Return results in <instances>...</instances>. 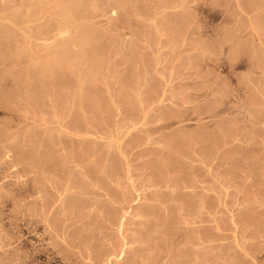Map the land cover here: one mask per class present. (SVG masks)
I'll use <instances>...</instances> for the list:
<instances>
[{
	"label": "rangeland",
	"instance_id": "1",
	"mask_svg": "<svg viewBox=\"0 0 264 264\" xmlns=\"http://www.w3.org/2000/svg\"><path fill=\"white\" fill-rule=\"evenodd\" d=\"M119 1L0 0V264H264V0Z\"/></svg>",
	"mask_w": 264,
	"mask_h": 264
},
{
	"label": "bare ground",
	"instance_id": "2",
	"mask_svg": "<svg viewBox=\"0 0 264 264\" xmlns=\"http://www.w3.org/2000/svg\"><path fill=\"white\" fill-rule=\"evenodd\" d=\"M27 1H28V0H27ZM44 1H45V0H44ZM50 1H51V0H50ZM127 1H128V0H127ZM135 1H136V0H135ZM158 1H159V0H158ZM158 1H157V2H158ZM167 1H168V0H167ZM23 2H24V1H23ZM35 2H38V1H35ZM48 2H49V1H48ZM116 2H117V0H116ZM120 2H121V0L119 1V3H120ZM125 2H126V1H125ZM132 2H133V1H132ZM151 2H152V1H151ZM30 3H31V2H30ZM122 3H123V1H122ZM158 3H159V2H158ZM160 3H161V2H160ZM170 3H171V2H170ZM33 4H34V3H33ZM39 4H40V3H39ZM41 4H42V3H41ZM151 4H152V3H151ZM23 5H25V4H23ZM44 5H45V4H44ZM48 5H49V4H48ZM73 5H74V4H73ZM98 5H99V3H97V7H98ZM169 5H170V4H169ZM34 6H35V4H34ZM45 6H46V5H45ZM53 6H54V5H53ZM76 6H77V5H76ZM95 6H96V4H95ZM99 6H100V5H99ZM119 6H120V5H119ZM122 6H123V5H122ZM7 7H8V6H7ZM20 7H21V6H20ZM25 7H26V6H25ZM32 7H33V6H32ZM35 7H36V6H35ZM49 7H50V6H49ZM56 7H57V6H56ZM79 7H80V6H79ZM79 7H78V8H79ZM133 7H134V6H133ZM54 8H55V7H54ZM82 8H83V7H82ZM93 8H94V7H93ZM174 8H175V7H174ZM27 9H28V8H27ZM32 9H34V7H33ZM36 9H37V8H36ZM58 9H59V8H58ZM188 9H189V8H188ZM28 10H29V9H28ZM34 10H35V9H34ZM34 10H33V12H34ZM38 10H39V9H38ZM137 10H138V9H137ZM71 11H72V10H71ZM71 11L69 10L68 13H70ZM27 12L29 13V11H27ZM76 12H77V11H76ZM80 12H81V11H80ZM80 12H79V13H80ZM84 12H85V11H84ZM182 12H183V11H182ZM28 13H27V14H28ZM34 13H35V12H34ZM49 13H51V12H49ZM63 13H64V12H63ZM74 13H75V12H74ZM79 13H78V14H79ZM43 14H45V13H43ZM64 14H65V13H64ZM66 14H67V13H66ZM66 14H65V15H66ZM75 14H76V13H75ZM156 14H157V13H156ZM30 15L32 16L31 12H30ZM30 15H27V16L30 17ZM35 15H36V14H35ZM55 15H56V14H55ZM67 15H68V14H67ZM33 16H34V15H33ZM85 16H86V15H85ZM181 16H182V15H181ZM23 17H24V16H23ZM50 17H51V16H50ZM60 17H61V16H60ZM67 17H68V16H67ZM72 18H73V17H72ZM57 19H59V18H57ZM64 19H66V18H64ZM69 19H70V18H69ZM74 19H75V18H74ZM76 19H78V18H76ZM76 19H75V20H76ZM45 20H46V19H45ZM54 20H55V18H54ZM174 20H175V19H174ZM181 20H182V19H181ZM31 21H32V20H31ZM31 21H30V22H31ZM47 21H50V20H47ZM57 21H58V20H57ZM51 22H52V21H51ZM54 22H55V21H54ZM59 22H60V20H59ZM72 22H73V21H72ZM26 23H27V22H26ZM46 23H47V22H46ZM69 23H70V21H69ZM107 23H108V22H107ZM15 25H16V23H15ZM46 25H48V24H46ZM71 25H72V24H71ZM52 26H53V25H52ZM54 26H55V25H54ZM54 26H53V27H54ZM64 26H65V25H64ZM76 26H77V25H76ZM42 27H43V26H42ZM42 27H41V28H42ZM47 27H48V26H47ZM50 27H51V25H50ZM44 28H45V26H44ZM64 28H65V27H64ZM69 28H70V26H69ZM69 28H68V29H69ZM72 28H73V27H72ZM79 28H80V27H79ZM85 28H86V27H85ZM36 29H37V28H36ZM48 29H49V28H48ZM48 29H47V30H48ZM53 29H54V28H53ZM55 29H56V30H55ZM55 29H54V31H57V27H55ZM58 29H59V28H58ZM61 29H63V28H60V30H61ZM74 29L76 30V28H73V30H74ZM60 30H58L57 32H51L52 30L47 32V36H45V37H46L45 40H46V41H49V40L51 41V40H52V42H50L49 44L46 42V43L49 45V48H51L50 44H51V45H55V44H57V43H60V44L62 43V45H63L64 41L67 42V40H65V39H64V41L62 42V38H64V36H63V33H61V32L59 33ZM84 30H85V29H84ZM92 30H93V29H92ZM29 31H30V30H29ZM44 31L46 32L45 29H44ZM68 31H70V29H69ZM85 31H86V30H85ZM93 31H94V30H93ZM45 32H44V33H45ZM62 32H64V31H62ZM80 32H81V31H80ZM176 32H177V31H176ZM71 33H72V32H71ZM64 34H65V32H64ZM78 34H79V33H78ZM86 34H87V33H86ZM185 34H186V33H185ZM40 36H41V34H40ZM71 36H73V34H71ZM75 36H76V34H75ZM80 36H81V34H80ZM80 36H79V37H80ZM90 36H92V34H90ZM93 36H94V34H93ZM173 36H174V34H173ZM176 36H177V34H176ZM176 36H175V37H176ZM65 37H68V36H65ZM73 37H74V36H73ZM76 37H77V36H76ZM76 37H74V38H76ZM86 38H87V36H86ZM68 39H70V38L68 37ZM76 39H78V38H76ZM76 39H75V40H76ZM84 39H85V38H83V40H84ZM69 41H70V40H69ZM81 41H82V40H81ZM85 41H86V40H84V42H85ZM38 42H39V41H38ZM38 42H37V43H38ZM66 42H65V43H66ZM75 42H76V41H75ZM68 43H69V42H67V44H68ZM77 43H78V41H77ZM77 43H76V44H77ZM85 43H86V42H85ZM90 43H91V42H90ZM44 44H45V43H44ZM44 44H43V45H44ZM47 44H45V47L48 46ZM69 44H70V43H69ZM78 44H79V43H78ZM83 44H84V43H83ZM38 45H39V44H38ZM38 45H36V46L38 47ZM62 45H61V46H62ZM65 45H66V44H65ZM75 46H77V45H75ZM84 46H85V45H84ZM47 48H48V47H47ZM56 48H57V47H56ZM93 48H94V47H93ZM30 49H31V48H30ZM43 49H44V48H43ZM43 49H42V50H43ZM51 49H53V47H52ZM65 49H67V48H65ZM86 49H87V48H86ZM96 49H97V47H96ZM63 50H64V49H63ZM63 50H61V51H63ZM67 50H68V49H67ZM69 50H70V49H69ZM71 50H72V49H71ZM28 51H29V50H28ZM45 51H47V49H46ZM45 51H43V53H44ZM89 51H90V49H89ZM91 51H92V50H91ZM29 52H31V51H29ZM32 52H33V51H32ZM67 52H68V51H67ZM72 52H73V51H72ZM33 53H34V52H33ZM52 53H53V52H52ZM73 53H74V52H73ZM79 53H80V52H79ZM97 53H98V52H97ZM37 54H38V52H37ZM76 54H78V53H76ZM84 54H85V53H84ZM92 54H94V52H93ZM16 55H18V54H16ZM33 55H34V54H33ZM57 55H58V54H57ZM71 55H72V54H71ZM86 55H87V54H86ZM97 55H98V54H97ZM21 56H22V55H21ZM28 56H29V55H28ZM39 56H40V55H39ZM59 56H60V55H59ZM64 56H65V55H64ZM76 56H77V55H76ZM76 56H75V57H76ZM82 56H83V55H82ZM89 56H90V55H89ZM91 56H92V55H91ZM41 57H42V56H40V58H41ZM44 57H45V56H44ZM62 57H63V56H62ZM62 57H61V58H62ZM75 57H74V54H73V58H75ZM79 57H80V56H79ZM93 57H94V56H93ZM16 58H17V57H16ZM18 58H19V57H18ZM20 58H21V57H20ZM40 58H38V59H36V60H38V62H39V61H42V62H43L44 60H42V58H41V59H40ZM46 58H47V57H45V59H46ZM57 58H58V56H57ZM61 58L59 57L58 59H61ZM63 58H64V57H63ZM64 59H65V61H66V57H65ZM88 59H89V58H88ZM90 59H91V58H90ZM30 60H31V59H30ZM48 60H49V59H48ZM62 60H63V59H62ZM67 60H69V59H67ZM70 60H71V59H70ZM74 60H76V59H74ZM81 60H82V59H81ZM72 61H73V59H72ZM72 61H71V62H72ZM96 61H97V60H96ZM44 62H45V61H44ZM44 62H43V66H44ZM56 62H57V61H56ZM66 62H67V61H66ZM30 63H31V62H30ZM45 63H46V62H45ZM63 63H64V62H63ZM74 63H77V62H74ZM74 63H73V64H74ZM93 63H94V62H93ZM40 64H41V62H40ZM57 64H59V62H58ZM57 64H55V65H57ZM68 64H69V61H68ZM71 64H72V63H71ZM94 64H95V63H94ZM81 65H82V64H81ZM99 65H100V63H99ZM58 66H59V65H58ZM67 67H69V66H67ZM73 67H74V66H73ZM57 68H58V69H57V70H58L57 72H60V73H58L57 79L55 78V79H56L55 83L58 82V81H60L61 78H63L64 75L66 74V72L62 71V70H63V67H62V70H60L61 67H60V68L57 67ZM71 68H72V67H71ZM71 68H70V69H71ZM39 69H41V68H39ZM49 70H50V69H49V65H48V66L45 65V68H44L43 70H40V71H36V70H35V71H28V72L25 74L26 76L24 75L25 78L23 79V81H24V83H25L26 85L29 86L30 89H32L31 92L33 91V92H32V94H34L33 96L36 97V96H38V95H39V96H40V95H45V93H48V94H49V92H50V93H51V94H50V98H51V101H50V102L53 101V102H52V103H53V105H52L53 107H52V108H59V107L63 108L64 106H65V107H70V105H72V106L75 105L76 103H75L74 101H73V102H69V101H68L69 99L67 100L68 97H67L66 94H65L66 92H65V93L63 92V90H64L65 88H64L63 90H61V88H62V87H61V88L59 89L60 91H59V90L57 91V89H56V91H52L53 89L50 91V88L53 86L52 84L54 83V81L51 82L52 79H50V80H49L50 82H49L47 85L44 83L43 80H44L45 77H47L46 74H48V73H46V72L49 71ZM68 70H69V69H68ZM80 70H81V69H80ZM70 71H71V70H70ZM74 71H75V70H74ZM77 71H78V70H77ZM52 73H53V72H52ZM67 73H68V72H67ZM77 73H79V72H77ZM16 74H17V73H16ZM71 74H72V72H71ZM80 74H81V73H80ZM44 75H45V77H44ZM49 75L51 76L50 73H49ZM49 75H48V77H50ZM53 75H54V73H53ZM67 75H68V74H67ZM67 75H66V76H67ZM69 75H70V74H69ZM78 75H79V74H78ZM24 76H23V77H24ZM73 76H74V75H73ZM80 76H81V75H80ZM80 76H79V77H80ZM42 77H43V78H42ZM75 78H76V77H75ZM80 78H82V77H80ZM55 79H54V80H55ZM78 79H79V78H78ZM66 80L68 81V79H66ZM70 80H71V79H70ZM72 80H73V78H72ZM75 81H76V80H75ZM78 81H80V80H78ZM83 81H84V80H83ZM83 81H82V82H83ZM68 83H69V81H68ZM78 83H79L78 86H79V88H80V87H81V86H80V83H81V82H78ZM70 84H71V83H70ZM72 84H73V82H72ZM75 84H76V82H74V85H75ZM82 84H83V83H82ZM54 86H55V84H54ZM71 86H72V85H71ZM71 86H69V87H71ZM75 86H76V85H75ZM78 86H77V87H78ZM72 88H73V87H72ZM74 88H75V87H74ZM79 88H77V89L79 90ZM81 88H82V87H81ZM122 88H123V87H122ZM126 88H127V87H126ZM77 89H76V90H77ZM85 89H86V88H85ZM85 89H84V90H85ZM87 89H88V88H87ZM82 90H83V88H82ZM91 90H92V89H91ZM93 90H94V89H93ZM70 91L72 92V90H70ZM74 91H75V90H74ZM80 91H81V89H80ZM80 91H79V92H80ZM85 91H86V93H85ZM85 91H84V92H81V94L83 93V94H86V95H87V94H88V93H87V90H85ZM94 91H95V90H94ZM92 92H93V91H92ZM16 93H17V92H16ZM90 93H91V92H90ZM30 94H31V93H30ZM32 94H31V95H32ZM71 94H72V93H71ZM73 94H74V93H73ZM76 94H78V93L76 92ZM79 94H80V93H79ZM28 95H29V94H28ZM28 95H27V96H28ZM67 95H68V94H67ZM74 95H75V94H74ZM72 96H73V95H72ZM76 96H77V95H76ZM81 96H82V95H81ZM92 96H93V95H92ZM92 96H91L90 94H88V97H89V98H87L88 101H92L93 99L95 100V98H94L95 96H94V97H92ZM31 97H32V96H31ZM34 97H33V98H34ZM40 97H41V96H40ZM47 97H48V96H47ZM69 97H70V95H69ZM48 98H49V97H48ZM50 98H49V99H50ZM78 98H79V97H78ZM96 98H97V94H96ZM35 99H36V98H35ZM41 99H42V98H41ZM91 99H92V100H91ZM28 100H29V99H28ZM71 100H72V99H71ZM81 100H82V99H81ZM81 100H79V102H80ZM96 100H98V99H96ZM6 101H11V96H10V94H7ZM12 101H13V100H12ZM75 101H76V100H75ZM84 101H85V100H84ZM86 101H87V100H86ZM79 102H78V104H79ZM7 103H8V102H7ZM32 103H33V104H32L33 107H35L37 110H38V109L40 110V109L42 108V106H41L42 104H40V102H36V100H35V103H36V104H34V102H32ZM38 103H39V104H38ZM81 103H82V102H81ZM142 103H143V102H142ZM8 104H9V103H8ZM27 104H28V103H27ZM78 104H77L76 106H78ZM86 104H87V103H86ZM95 104H96V103H95ZM95 104H94V103H91L90 106H89V105H88V106L91 107L92 110L94 111ZM15 105H16V104H15ZM68 105H69V106H68ZM80 105H81V104H80ZM80 105H79V106H80ZM6 106H7V105H6ZM49 106H51V105L49 104ZM58 106H59V107H58ZM79 106H78V107H79ZM83 106H84V105H83ZM96 106H97V105H96ZM97 107H98V106H97ZM80 108L82 109V106H80ZM80 108H79V109H80ZM31 109H32V108H31ZM33 109H34V108H33ZM65 109H66V108H65ZM67 109H68V108H67ZM69 109H70V108H69ZM76 109H78V108H76ZM81 109H80V110H81ZM53 110H56V109H53ZM85 110H86V109H85ZM90 110H91V109H90ZM28 111H29V110H28ZM41 111H42V110H41ZM71 111H72V110H71ZM76 111H77V110H76ZM97 111H98V110H97ZM59 112H61V111H59ZM67 112H68V111H67ZM79 112H80V111H79ZM73 113H74V112H73ZM75 113H76V112H75ZM91 113H92V111H91ZM41 114H42V113H41ZM81 114H82V113H81ZM34 115H35V114H34ZM68 115H69V114H68ZM79 115H80V114H79ZM83 115H86V114H83ZM83 115H82V116H83ZM94 115H95V114H94ZM92 116H93V115H92ZM34 117H35V116H34ZM135 117H136V116H135ZM66 118H67V117H66ZM93 118H94V117H93ZM163 118H164V117H163ZM34 119H35V118H34ZM84 120H85V119H84ZM155 120H156V119H155ZM155 120H154V121H155ZM79 121H81V120H79V117H78V116H75L74 119H73V121H72V125H73V123H74V124H75V123L78 124ZM86 121H87V120H86ZM86 121H83V122L85 123ZM92 121H93V120H92ZM89 122H90V121H89ZM89 122H88V123H89ZM80 123H81V122H80ZM83 125H84V124H83ZM77 126H78V125H77ZM86 126H87V125H86ZM124 126H125V125H124ZM71 127H72V126H71ZM94 127H95V126H94ZM50 131H51V130H50ZM225 132H226V131H225ZM74 133L76 134V132H74ZM77 133H78V132H77ZM79 133H80V132H79ZM29 134H30V133H29ZM33 134H34V133H33ZM75 134H74V136H75ZM34 135H35V134H34ZM134 136H135V135H134ZM51 137H53V136H51ZM61 137H62V136H61ZM53 138H55V137H53ZM72 138H74V137H72ZM55 139H56V138H55ZM190 139H191V138H190ZM71 140H72V139H71ZM76 140H77V139H76ZM137 140H138V139H137ZM137 140H136V141H137ZM78 141H79V140H78ZM46 142H47V141H46ZM72 142H73V141H72ZM75 142H76V141H75ZM93 142H94V141H93ZM184 142H185V141H184ZM187 142H188V141H186V143H187ZM48 144H49V143H48ZM120 144H121V143H120ZM174 144H175V143H174ZM190 144H191V142H190ZM192 144H193V143H192ZM45 145H46V144H45ZM49 145H50V144H49ZM181 145H182V144H181ZM178 146H179V144H178ZM187 146H189V145H187ZM48 147H49V146H48ZM69 147H70V146H69ZM72 147H73V146H72ZM182 148H183V147H182ZM18 149H19V148H18ZM36 149H37V148H36ZM38 149H39V148H38ZM166 149H167V148H166ZM71 150H72V149H71ZM42 151H43V150H42ZM50 151H51V150H50ZM164 151H165V150H164ZM33 152H34V150H33ZM52 152H53V151H52ZM65 152H66V150H65ZM160 152H161V151H160ZM34 153H35V152H34ZM78 153H79V152H78ZM170 153H171V152H170ZM22 154H23V153H22ZM25 154L27 155L28 153H25ZM31 154H32V153H31ZM31 154H29V155L32 157ZM37 154H38V153H37ZM40 154H41V153H40ZM47 154H48V153H47ZM58 154H59V153H58ZM65 154H66V153H65ZM82 154H83V153H82ZM153 154H154V153H153ZM168 154H169V152H168ZM29 155H28V156H29ZM63 155H64V154H63ZM63 155H61V156H63ZM72 155H73V154H72ZM77 155H78V154H77ZM166 155H167V154H166ZM37 156H38V155H37ZM73 156H74V155H73ZM82 156H83V155H82ZM82 156H81V157H82ZM142 156H143V155H142ZM25 157H26V159H27V156H25ZM25 157H24V158H25ZM57 157H58V156H57ZM67 157H68V156H67ZM79 157H80V156H79ZM89 157H90V156H89ZM34 158H35V157H34ZM51 158H52V157H51ZM54 158H55V157H54ZM63 158H64V157H63ZM94 158H95V157H94ZM173 158H174V157H173ZM57 159H58V158H57ZM69 159H70V158H69ZM71 159H72V158H71ZM79 159H81V158H79ZM82 159H83V158H82ZM82 159H81V160H82ZM114 159H115V158H114ZM168 159H169V157H168ZM32 160H33V159H32ZM66 160H67V158H66ZM72 160H74V159H72ZM77 160H78V159H77ZM77 160H75V161H77ZM85 160H86V159H85ZM91 160H92V159H91ZM25 161H26V160H25ZM45 161H46V160H45ZM45 161L43 160V162H45ZM55 161H56V159H55ZM75 161H74V162H75ZM169 161H170V160H169ZM169 161H168V162H169ZM177 161H179V160H177ZM39 162H40V161H39V159L37 158V159L35 160L36 165H38ZM47 162H48V161H47ZM50 162H51V161H50ZM56 162H57V161H56ZM160 162H161V161H160ZM165 162H166V161H165ZM29 163H30V162H29ZM60 163H62V161H61ZM60 163H59V164H60ZM67 163H68V162H67ZM69 163H70V162H69ZM154 163H155V162H154ZM154 163H153V164H154ZM157 163L159 164V162H157ZM180 163H181V162H180ZM162 164H163V165H162ZM162 164H161V166L159 165L160 168L158 167V168L160 169V174H161V172H163L164 174H165V173H168V172H165V171H169L170 168H171L172 166L165 165V163H162ZM169 164H170V163H169ZM171 164H172V163H171ZM34 165H35V164H34ZM48 165H50V164H48ZM51 165H52V164H51ZM51 165H50V167H51ZM56 165H57V164H56ZM60 165H61V164H60ZM110 165H111V164H110ZM164 165H165V167H163ZM172 165H173V164H172ZM177 165H178V164H177ZM38 166H39V165H38ZM38 166H37V167L35 166L37 170H39V169L42 170V171H46V170H47V168H45L43 165L40 166V167H38ZM173 166H174V165H173ZM175 166H176V165H175ZM178 166H179V165H178ZM35 167H34V168H35ZM56 167H57V166H56ZM62 167H63V166H62ZM154 167H156V166H154ZM161 167H162V168H161ZM110 168H111V167H110ZM175 168H176V167H174V169H175ZM178 168H179V167H178ZM180 168H181V167H180ZM182 168H183V167H182ZM182 168H181V169H182ZM51 169H52V168H51ZM58 169H59V168H58ZM106 169H107V168H106ZM183 169H184V168H183ZM183 169H182V170H183ZM157 170H158V169H157ZM177 170H178V169H177ZM42 171H41V172H42ZM51 171H53V170H51ZM54 171H55V170H54ZM59 171H61V170H59ZM154 171H155V169H154ZM34 172H35V171H34ZM92 172H93V170H92ZM100 172H101V171H100ZM158 172H159V171H158ZM60 173H61V172H60ZM70 173H71V172H70ZM70 173H69V174H70ZM88 173H89V172H88ZM154 173H155V172H154ZM183 173H184V172H183ZM183 173H182V174H183ZM38 174H39V173H38ZM42 174H43V173H42ZM56 174H57V173H56ZM117 174H118V173H117ZM117 174H116V175H117ZM149 174H150V173H149ZM152 174H153V172H152ZM160 174H159V175L157 174L158 176H157V175H156V176L159 177ZM36 175H37V174H36ZM150 175H151V174H150ZM162 175H163V174H162ZM173 175H174V173H173ZM176 175H177V174H176ZM176 175H175V176H176ZM180 175H181V174H180ZM151 176H152V175H151ZM164 176H165V175H164ZM166 176H167V175H166ZM168 176H170V175H168ZM168 176H167V178H164V179H166V180H165L166 184H168L169 181H170V179H169V181L167 182V180H168ZM42 177H43V176H42ZM162 177H163V176H162ZM37 178H38V177H37ZM160 178H161V177H160ZM171 178H172V177H171ZM176 178H177V176H176ZM178 178H179V176H178ZM180 178H181V177H180ZM187 178H188V177H187ZM40 179H41V178H40ZM81 179H82V178H81ZM150 179H151V178H150ZM155 179H156V178H155ZM155 179H153L154 181L151 182V184H153V185H154V184H157L158 187H159L160 184L162 183V181H163V183H165V182H164V179H162V180H158V179L155 180ZM174 179H175V178H174ZM42 180H43V179H42ZM37 181H38V180H37ZM87 181H88V180H87ZM149 181H150V180L148 179V182H149ZM171 181H172V179H171ZM175 181L177 182V180H175ZM175 181H174V182H175ZM178 181H179V179H178ZM180 181H182V180H180ZM38 182H39V181H38ZM57 182H58V180H57ZM142 183H143V182H142ZM149 183H150V182H149ZM58 184H59V183H58ZM85 184H86V183H85ZM103 184H104V183H103ZM146 184H147V183H146ZM166 184H164V185H166ZM56 185H57V184H56ZM56 185H54V186H56ZM60 185H63V184H60ZM66 185H67V184H66ZM87 185H88V184H87ZM133 185H134V184H133ZM143 185H144V184H143ZM153 185H152V186H153ZM157 185H156V186H157ZM162 185H163V184H162ZM162 185H161V186H162ZM57 186H58V185H57ZM75 186H76V185H75ZM161 186H160V187H161ZM70 187H71V186H70ZM84 187H85V186H83V188H84ZM104 187H105V186H104ZM150 187H151V186H150ZM162 187H163V186H162ZM65 188H67V187H65ZM146 188H147V187H146ZM55 189H56V187H55ZM57 189H59V190H57L58 192L63 190V189L60 190L61 187H57ZM107 189H108V188H107ZM110 189H111V188H110ZM147 189H148V188H147ZM152 189H153V188H152ZM159 189H160V188H159ZM85 191H86V190H85ZM170 191H171V190H170ZM69 192H70V191H69ZM104 192H105V191H104ZM111 192H112V191H111ZM152 192H153V191H152ZM155 192H157V191H155ZM155 192H154V193H155ZM56 193H57V192H56ZM59 193L61 194V195L58 196L59 198H62V199H63V198H66V199H68L67 197H63V194H62V193H66L65 190L62 191V192H59ZM160 193H161V192H160ZM111 194H112V193H111ZM113 194H114V193H113ZM155 194H156V193H155ZM165 194H167V193H165ZM65 195H66V194H65ZM114 195H115V194H114ZM114 195H112V196L114 197ZM152 195H153V193H152ZM169 195H170V194H169ZM67 196H68V195H67ZM121 196H122V195H121ZM141 196H142V195H141ZM56 197H57V195H56ZM116 197H117V196H116ZM142 197H143V196H142ZM166 197H167V195H166ZM170 197H171V196H170ZM71 198H72V197H71ZM167 198H168V197H167ZM113 199H115V198H113ZM64 200H65V199H64ZM74 200H76V198H73V199H72V201H74ZM167 200H168V199H167ZM175 200H176V199H175ZM59 202H60V201H59ZM160 203H161V201H160ZM160 203H159V204H160ZM72 204H73V203H72ZM47 205H48V203H46V202L43 203V206H47ZM43 206H42V207H43ZM147 206H148V205H147ZM50 210H51V209H50ZM48 213H49V211H48ZM115 214H116V213H115ZM110 218H111V217H110ZM112 220H113V219H112ZM164 221H165V220H164ZM110 252H111V251H110ZM115 253H116V251H115ZM122 254H123V253H122ZM104 255L106 256V253H105ZM104 255H103V256H104ZM120 255H121V254H120ZM106 257H107V256H106ZM122 258H125V257H124V256H121V258H119V259H122ZM103 259H104V257H103Z\"/></svg>",
	"mask_w": 264,
	"mask_h": 264
}]
</instances>
